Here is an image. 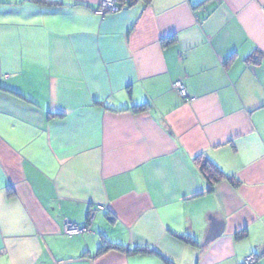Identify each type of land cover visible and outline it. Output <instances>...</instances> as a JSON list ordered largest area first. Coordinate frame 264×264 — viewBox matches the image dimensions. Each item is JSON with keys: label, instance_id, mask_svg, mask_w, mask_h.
Here are the masks:
<instances>
[{"label": "crops", "instance_id": "0c3cea01", "mask_svg": "<svg viewBox=\"0 0 264 264\" xmlns=\"http://www.w3.org/2000/svg\"><path fill=\"white\" fill-rule=\"evenodd\" d=\"M60 1L0 0V264H264V0Z\"/></svg>", "mask_w": 264, "mask_h": 264}, {"label": "trees", "instance_id": "16d2710c", "mask_svg": "<svg viewBox=\"0 0 264 264\" xmlns=\"http://www.w3.org/2000/svg\"><path fill=\"white\" fill-rule=\"evenodd\" d=\"M34 2L42 3V4H59L60 0H31ZM139 0H115L117 2V6L120 9L123 5L131 6L135 2ZM142 2L149 3L151 0H141ZM174 38H167L163 42L164 44H168L172 42ZM148 104L147 103H141L137 104L131 107L132 111L138 112V111H144L147 109ZM194 163L202 176V178L205 180L207 188L206 192H211L213 190V187L216 183L219 181L226 179L228 182H230L233 186H238L240 181L239 179L232 175V174H226L224 171L215 164L212 160L205 157L202 154L195 155L194 157ZM246 235L245 229H241L235 233L236 239H241ZM177 238L182 240L185 243L188 244H196L197 241L193 239L191 236L187 234H175ZM108 251H118L125 253L128 256L132 255H139V254H154L158 256L165 264H172V261L166 257L165 255L161 254L154 248L148 246V245H132V246H126L118 243H114L109 241L107 238H103L101 240L100 245L97 248L96 254L100 255Z\"/></svg>", "mask_w": 264, "mask_h": 264}, {"label": "built area", "instance_id": "2783aa9c", "mask_svg": "<svg viewBox=\"0 0 264 264\" xmlns=\"http://www.w3.org/2000/svg\"><path fill=\"white\" fill-rule=\"evenodd\" d=\"M117 10H119V8H118L115 0H103L100 4V8H99L100 13H106L109 11L114 12ZM173 86L176 88V90L178 91V93L182 97L187 98L189 96L185 86L182 84L181 81H179V80L175 81L173 83ZM63 230H64L65 234L75 235V234L87 231V228L79 226V225L72 223V222L68 221L67 219H65ZM256 262H257V259H256L255 255H253V254L248 255L243 259V264H256Z\"/></svg>", "mask_w": 264, "mask_h": 264}]
</instances>
